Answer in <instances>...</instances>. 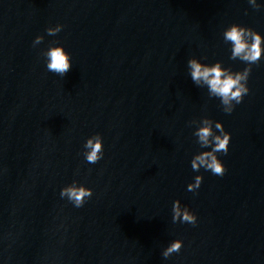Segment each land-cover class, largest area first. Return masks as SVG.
<instances>
[{"label": "water", "instance_id": "obj_1", "mask_svg": "<svg viewBox=\"0 0 264 264\" xmlns=\"http://www.w3.org/2000/svg\"><path fill=\"white\" fill-rule=\"evenodd\" d=\"M233 24L264 34V8L0 0V264H264V61L231 115L187 67L197 58L243 71L223 39ZM55 41L72 55L63 78L42 57ZM206 117L232 135L222 177L191 168L210 150L193 135ZM96 134L105 156L93 165L82 153ZM76 181L95 193L82 208L60 197ZM176 200L198 225L173 223ZM175 240L182 250L165 259Z\"/></svg>", "mask_w": 264, "mask_h": 264}, {"label": "clouds", "instance_id": "obj_2", "mask_svg": "<svg viewBox=\"0 0 264 264\" xmlns=\"http://www.w3.org/2000/svg\"><path fill=\"white\" fill-rule=\"evenodd\" d=\"M249 5L259 11L264 8V0H248ZM64 30V25H57L47 29V35L56 36ZM224 42L230 45V59L239 60L247 65L243 71H233L223 62L213 64L203 63L200 59L188 60L187 67L193 83L199 88L207 90L210 99L220 101V106L225 114L231 115L237 105L244 102L245 97L251 94L249 80L252 75L253 65H259L264 61V34L256 30L233 24L223 33ZM45 37L38 36L33 42V47L44 43ZM55 41L51 47L42 53L48 72L64 77L72 68V55L65 47L56 46ZM196 142L201 149L191 160V168L195 172L209 171L213 175L224 176L227 168L220 158V154L227 155L230 151L232 135L222 122L211 118H204L200 126L193 133ZM104 138L96 134L87 139L83 145V157L87 163L97 164L104 159ZM204 176L197 175L194 183L188 185V191L197 192L204 183ZM95 195L94 190L78 181L64 187L60 192L61 199H66L75 208L84 207ZM173 223H188L198 225V216L185 206L180 200H176L172 208ZM182 240L173 241L162 253L165 259H169L182 250Z\"/></svg>", "mask_w": 264, "mask_h": 264}]
</instances>
